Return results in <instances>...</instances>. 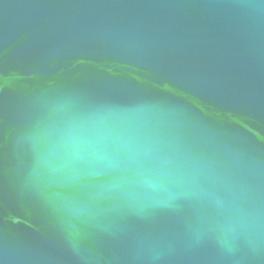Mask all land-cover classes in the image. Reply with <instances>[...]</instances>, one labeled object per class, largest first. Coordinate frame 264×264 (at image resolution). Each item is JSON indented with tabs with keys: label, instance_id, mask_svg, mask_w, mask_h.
Instances as JSON below:
<instances>
[{
	"label": "water",
	"instance_id": "95a60500",
	"mask_svg": "<svg viewBox=\"0 0 264 264\" xmlns=\"http://www.w3.org/2000/svg\"><path fill=\"white\" fill-rule=\"evenodd\" d=\"M0 264H264V0H0Z\"/></svg>",
	"mask_w": 264,
	"mask_h": 264
}]
</instances>
